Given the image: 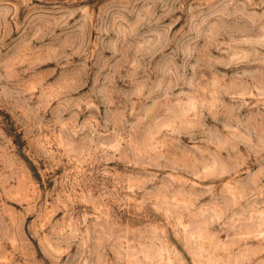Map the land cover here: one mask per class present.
<instances>
[{
	"label": "rangeland",
	"instance_id": "rangeland-1",
	"mask_svg": "<svg viewBox=\"0 0 264 264\" xmlns=\"http://www.w3.org/2000/svg\"><path fill=\"white\" fill-rule=\"evenodd\" d=\"M0 264H264V0H0Z\"/></svg>",
	"mask_w": 264,
	"mask_h": 264
}]
</instances>
